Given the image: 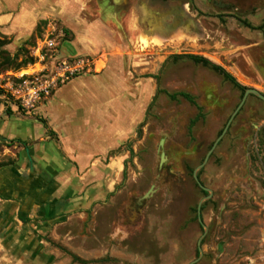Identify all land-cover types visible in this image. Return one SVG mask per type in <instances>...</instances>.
I'll return each mask as SVG.
<instances>
[{"label":"rangeland","instance_id":"374dc122","mask_svg":"<svg viewBox=\"0 0 264 264\" xmlns=\"http://www.w3.org/2000/svg\"><path fill=\"white\" fill-rule=\"evenodd\" d=\"M113 2L128 10L120 12L131 25L129 36L118 33L115 40L116 55L130 57L131 86L124 96L136 94L141 78L160 77L159 84L148 77L153 93L147 99L144 124L138 125L118 154L102 160L104 168L123 162L126 179L124 168L118 171L122 165L114 163L111 174L117 176L104 189L114 193L104 196L90 213L62 217L47 230L33 229L36 233L20 230L12 240L0 234V264H80L72 255L85 261L107 259L91 264H190L199 257L198 241L204 230L197 207L207 195L193 172L240 104L242 92L202 66L169 58L206 57L242 85L264 94V29L253 30L240 22L260 26L264 0H194L196 10L188 0ZM54 29L65 34L58 21L49 20L40 38ZM40 38L30 49L34 57ZM69 39H61V46ZM59 49L53 54L56 59L49 52L43 63L25 70L23 74L30 76L27 82L18 83L20 74L13 70L0 73V107L5 112L14 108L26 115L63 85L52 82L60 71L59 62L73 57L74 50L66 42ZM108 53L86 56L96 62L95 69L84 74L103 71ZM180 92L191 94L203 107L204 118L192 128L200 111L182 98H169ZM27 101L33 106L26 107ZM199 178L213 196L203 205L208 232L202 241L203 257L196 264H264L262 100L248 97Z\"/></svg>","mask_w":264,"mask_h":264},{"label":"crops","instance_id":"0c3cea01","mask_svg":"<svg viewBox=\"0 0 264 264\" xmlns=\"http://www.w3.org/2000/svg\"><path fill=\"white\" fill-rule=\"evenodd\" d=\"M123 10L128 11L113 0H0V34L11 40L7 49L12 54L34 36L41 21L49 20L70 32L64 41L74 50L69 59L109 52L103 71L71 79L34 111L20 115L13 108L9 114L0 107V141L25 143L4 146L0 154L14 161L0 167V234L5 239L20 230H47L73 213H90L111 194L104 190L117 176L111 166L125 168L123 162L104 168L102 160L112 159L136 132L153 84L141 78L136 94L124 96L131 86L130 57L117 56L115 46L118 33L130 34Z\"/></svg>","mask_w":264,"mask_h":264},{"label":"trees","instance_id":"16d2710c","mask_svg":"<svg viewBox=\"0 0 264 264\" xmlns=\"http://www.w3.org/2000/svg\"><path fill=\"white\" fill-rule=\"evenodd\" d=\"M190 3H193V0H189ZM47 21H41L40 24L37 27V30L34 34V36L28 40L23 46H21L17 52L15 54H12L8 49L7 46L11 43V40L8 39L6 36L4 35H0V73L2 72H6L9 70H13L14 72H19L25 68H27L29 65H32L35 63V58L31 55V48H33L36 45V40L38 38L41 37L42 34V30L43 28L47 25ZM244 25H246L249 28H253L247 21H243L242 22ZM256 30H263L264 29V21L263 23L257 27V28H253ZM65 35L69 36V31L65 30ZM169 60L173 61L174 63L183 61V60H188L191 61L192 63H194L195 65H199L202 66L218 75H220L224 81L229 82L234 88H236L237 90L242 92V97L244 95L245 90L247 89L246 86L242 85L235 76H233L229 71H227L224 67H222L221 65H218L216 63H214L213 61H211L210 59L203 57V56H199V55H192V54H182V55H173L169 58ZM151 77L156 79L157 84H159V76H146V78ZM25 79V78H24ZM23 79V80H24ZM23 80H19L16 79V81L18 83L22 82ZM160 90H158L159 92ZM157 92V93H158ZM169 98L171 100H178L179 98H182L186 101H188L189 103L197 106V108L199 109L200 113L198 114V116H196V118L191 122V128L202 118H204V116L202 115V110L203 107L199 106L196 103L195 97L192 96L189 93L186 92H180V93H174V94H169ZM151 106V105H150ZM149 106V108H150ZM9 114H11L10 112H8ZM40 121H42L44 123V125L47 127V123L44 119H40ZM144 123H141L140 126H142ZM222 133V132H221ZM14 143H20V144H25L24 142H22L21 140H13V141H7L5 139H2L0 141V150L4 147V146H11ZM129 151L132 153L131 149H129ZM14 163L13 160H9L7 162H2L0 161V167L3 166H8V165H12ZM201 172L199 173V177H200ZM127 176V171H126V165L123 171V180L126 179ZM118 188V187H117ZM203 193L205 195H207L206 192L203 191ZM113 195V193L109 194V196ZM203 210V207H202ZM86 212H90V210L86 211ZM67 216V215H65ZM30 220H27V222H29ZM73 257V261L74 262H78L80 264H91V263H101V262H105L107 261V259H102V260H95V261H85L82 260L81 258L72 255Z\"/></svg>","mask_w":264,"mask_h":264},{"label":"built area","instance_id":"2783aa9c","mask_svg":"<svg viewBox=\"0 0 264 264\" xmlns=\"http://www.w3.org/2000/svg\"><path fill=\"white\" fill-rule=\"evenodd\" d=\"M56 33V34H55ZM65 34L63 31H57L54 29L53 31H46L43 35V38H40V46L35 48V63L29 66H33L37 64L43 63L48 56L49 52L52 53V58H57L53 54L60 52L61 47V39H65ZM59 56V54H58ZM28 66V67H29ZM27 67V68H28ZM27 68L16 72L20 74L19 80H24L22 82H27L30 78L29 75L23 74ZM95 69L94 62L90 58H77V59H62L59 62V73L58 76L53 79V85L57 86L60 82L65 84V82L70 81L73 78H76L86 72H92ZM43 72V70H41ZM21 83V82H20ZM26 107H32L33 105L27 101Z\"/></svg>","mask_w":264,"mask_h":264},{"label":"water","instance_id":"95a60500","mask_svg":"<svg viewBox=\"0 0 264 264\" xmlns=\"http://www.w3.org/2000/svg\"><path fill=\"white\" fill-rule=\"evenodd\" d=\"M250 96H254L260 100H262L264 102V94L262 92H260L257 89L254 88H247L244 92L243 98L240 102V104L238 105V107L236 108V110L234 111V113L232 114V116L230 117L228 123L226 124L223 132L221 133V135L217 138V140L214 142V144L212 145L211 149L209 150V152L207 153L204 161L202 162V164H200L198 167H196L194 169L193 172V178L196 182V184L199 186V188L207 193V196L204 197L198 204L197 207V217H198V221L201 224L203 230H204V234L203 236L199 239L198 241V251H199V257L194 260L193 262H191L190 264H196L198 263L202 257H203V250H202V241L204 239V237L206 236L207 232H208V228L207 226L204 224L203 222V218H202V207L203 205L209 201L212 196H213V191L209 188H207L206 186H204L199 178V173L201 172V170L206 166V164L208 163L209 159L211 158L212 154L214 153V151L216 150V148L218 147L219 143L222 141V139L225 137L226 133L228 132L233 120L235 119V117L237 116V114L240 112V110L242 109V107L245 105L248 97ZM30 163H31V171H34V166H33V161L30 158Z\"/></svg>","mask_w":264,"mask_h":264},{"label":"flooded vegetation","instance_id":"af4514ba","mask_svg":"<svg viewBox=\"0 0 264 264\" xmlns=\"http://www.w3.org/2000/svg\"><path fill=\"white\" fill-rule=\"evenodd\" d=\"M188 3L190 4V6H192L193 8H194V0H193V3H190V1L188 0ZM194 10H196L195 8H194ZM263 21H264V16H263V19H262ZM244 20H240V22L242 23ZM245 21H247L253 28H257V27H259V26H254L251 22H249L248 20H245ZM263 21H262V23H263ZM243 24V23H242ZM246 26V25H245ZM247 27V26H246ZM247 28H249V27H247ZM253 28H250V29H253ZM253 30H256V29H253ZM243 98V97H242ZM243 108V107H242ZM241 111V110H240ZM238 115V114H237ZM223 132V131H222Z\"/></svg>","mask_w":264,"mask_h":264}]
</instances>
